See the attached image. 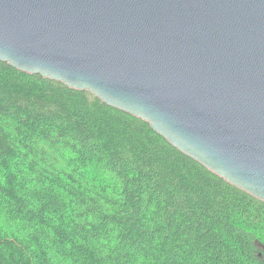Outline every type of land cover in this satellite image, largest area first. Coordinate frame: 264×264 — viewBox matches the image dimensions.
Returning a JSON list of instances; mask_svg holds the SVG:
<instances>
[{
	"label": "trees",
	"instance_id": "1",
	"mask_svg": "<svg viewBox=\"0 0 264 264\" xmlns=\"http://www.w3.org/2000/svg\"><path fill=\"white\" fill-rule=\"evenodd\" d=\"M0 264H264V203L147 122L0 62Z\"/></svg>",
	"mask_w": 264,
	"mask_h": 264
},
{
	"label": "water",
	"instance_id": "2",
	"mask_svg": "<svg viewBox=\"0 0 264 264\" xmlns=\"http://www.w3.org/2000/svg\"><path fill=\"white\" fill-rule=\"evenodd\" d=\"M0 62L147 122L264 203V0H0Z\"/></svg>",
	"mask_w": 264,
	"mask_h": 264
}]
</instances>
